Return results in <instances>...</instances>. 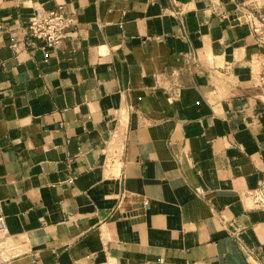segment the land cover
Here are the masks:
<instances>
[{"label": "crops", "instance_id": "0c3cea01", "mask_svg": "<svg viewBox=\"0 0 264 264\" xmlns=\"http://www.w3.org/2000/svg\"><path fill=\"white\" fill-rule=\"evenodd\" d=\"M59 7L76 27L41 50L23 28ZM246 10L264 0H0V216L28 242L12 264H264L242 196L264 182Z\"/></svg>", "mask_w": 264, "mask_h": 264}, {"label": "built area", "instance_id": "2783aa9c", "mask_svg": "<svg viewBox=\"0 0 264 264\" xmlns=\"http://www.w3.org/2000/svg\"><path fill=\"white\" fill-rule=\"evenodd\" d=\"M235 20L240 24L247 25L256 44L264 48L263 15H256L246 10L237 14ZM75 27L76 21L73 15L59 7L50 11L35 10L27 20L23 31L25 37L39 42L40 46L37 48L50 50L57 48L67 36V32ZM1 28L2 25H0ZM10 47L15 48V44L12 43ZM215 73H218V70H215ZM255 84L258 91L257 100L264 111V62L260 63V70L256 76ZM123 136L121 116L117 114L116 127L111 133L106 148V164L114 159L116 142ZM242 196L250 203L252 208L264 210V182H258L254 188L246 190ZM27 246L28 242L25 237L13 235L7 231L4 218L0 216V264H12L11 260L17 257L19 252L22 249L25 250Z\"/></svg>", "mask_w": 264, "mask_h": 264}, {"label": "rangeland", "instance_id": "374dc122", "mask_svg": "<svg viewBox=\"0 0 264 264\" xmlns=\"http://www.w3.org/2000/svg\"><path fill=\"white\" fill-rule=\"evenodd\" d=\"M114 144V143H113Z\"/></svg>", "mask_w": 264, "mask_h": 264}]
</instances>
